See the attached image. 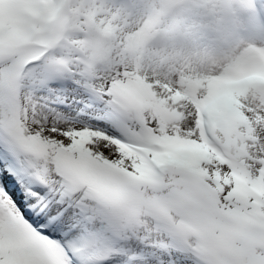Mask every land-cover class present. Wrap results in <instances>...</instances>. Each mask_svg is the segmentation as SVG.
I'll return each mask as SVG.
<instances>
[{"label":"snow or ice","instance_id":"snow-or-ice-1","mask_svg":"<svg viewBox=\"0 0 264 264\" xmlns=\"http://www.w3.org/2000/svg\"><path fill=\"white\" fill-rule=\"evenodd\" d=\"M0 264H264V0H0Z\"/></svg>","mask_w":264,"mask_h":264}]
</instances>
